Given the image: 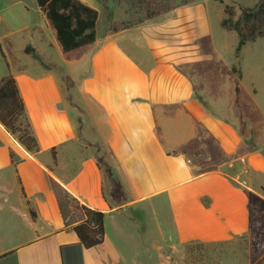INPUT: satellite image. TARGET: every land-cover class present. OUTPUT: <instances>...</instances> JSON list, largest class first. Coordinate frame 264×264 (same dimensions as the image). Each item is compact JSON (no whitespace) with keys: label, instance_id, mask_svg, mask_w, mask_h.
<instances>
[{"label":"crops","instance_id":"0c3cea01","mask_svg":"<svg viewBox=\"0 0 264 264\" xmlns=\"http://www.w3.org/2000/svg\"><path fill=\"white\" fill-rule=\"evenodd\" d=\"M31 1L0 36L25 58L15 67L0 43V78H15L39 146L27 152L0 124V264H193L196 248L240 242L251 261L255 191L238 179L264 175V157L237 117L241 84L228 106L212 94L217 50L169 24L181 5L112 32L97 1L80 0L99 13L96 38L63 54ZM110 11L107 28L126 22ZM81 207L104 214L90 249L71 230Z\"/></svg>","mask_w":264,"mask_h":264},{"label":"rangeland","instance_id":"374dc122","mask_svg":"<svg viewBox=\"0 0 264 264\" xmlns=\"http://www.w3.org/2000/svg\"><path fill=\"white\" fill-rule=\"evenodd\" d=\"M96 1L101 11L99 25L103 30L120 24L111 23L107 28L108 22L114 15L113 11H110L111 7H114L116 16L126 20L123 24L136 23L145 19V12L139 0ZM21 2L25 3V7L31 13L33 6L31 0H0V36L11 27V23L5 19L8 14L20 16L26 14ZM33 2L35 1L33 0ZM257 2L258 0H162L161 5L164 7L181 5L177 9L176 17L169 24L176 29L192 28L196 39L195 43L217 50L216 54H212L208 66L213 70L210 79L213 82L211 88L215 91H212V94L216 95L220 106L229 105L233 97L235 83L239 86L241 84L242 91L237 117L241 116L243 121V135L250 150L258 148L259 154L264 157V38L247 43L241 49L239 62L236 63L234 50L237 36L234 32L225 31L220 27L225 6L233 7L237 15L239 7H253ZM14 41L0 43L8 61L15 67L22 68L25 58L16 50L18 39ZM53 59L58 60L55 55ZM232 65L241 71L240 80H236L235 76L228 73L227 69ZM5 72V61L0 56V74ZM235 75L237 76V74ZM247 176L248 186L255 191L252 202L259 201L260 208L264 210V193L258 188L260 184L264 183V175L255 173L254 176L250 174ZM193 253V264H264V255L255 262L249 261L246 255V244L242 242L236 245L226 244L206 249L196 248ZM164 256L169 258V255ZM169 263L176 264L177 262L171 260Z\"/></svg>","mask_w":264,"mask_h":264},{"label":"trees","instance_id":"16d2710c","mask_svg":"<svg viewBox=\"0 0 264 264\" xmlns=\"http://www.w3.org/2000/svg\"><path fill=\"white\" fill-rule=\"evenodd\" d=\"M162 0H139L145 12V19H152L164 15L176 6L164 7ZM38 7L44 13L48 27L53 32L63 54L76 51L94 43L96 38V24L99 13L80 0H36ZM129 27V24L111 26L110 31L117 32ZM220 27L237 36L234 50L236 63L239 62L241 49L247 43H253L258 38H264V0H258L253 7H239V14H235L233 7L225 6L224 17ZM26 48V53H31ZM0 56L4 59L9 70L6 56L0 47ZM231 73L241 79V72L233 65ZM236 92L238 87L236 86ZM0 124L13 136L17 142L30 153L39 151L36 137L27 117L23 100L20 96L16 80L10 72L0 78ZM12 164H16L11 154ZM264 193V184L260 186ZM84 220L71 228L78 242L85 249L96 247L104 241V214L86 207L80 208ZM32 216L34 214L32 213ZM249 252L250 260L255 262L264 255V210L259 201L250 204L248 210Z\"/></svg>","mask_w":264,"mask_h":264},{"label":"built area","instance_id":"2783aa9c","mask_svg":"<svg viewBox=\"0 0 264 264\" xmlns=\"http://www.w3.org/2000/svg\"><path fill=\"white\" fill-rule=\"evenodd\" d=\"M239 161H240L242 164L245 163L244 158H241ZM246 173H247V172L244 171V174H246ZM238 180L240 181V183H241L243 186H248V184H247V180H245V179H241V178H239Z\"/></svg>","mask_w":264,"mask_h":264}]
</instances>
